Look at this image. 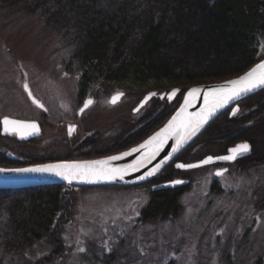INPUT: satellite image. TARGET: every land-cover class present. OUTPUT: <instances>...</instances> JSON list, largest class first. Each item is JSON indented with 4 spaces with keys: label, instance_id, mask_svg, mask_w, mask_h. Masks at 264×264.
I'll return each mask as SVG.
<instances>
[{
    "label": "rangeland",
    "instance_id": "374dc122",
    "mask_svg": "<svg viewBox=\"0 0 264 264\" xmlns=\"http://www.w3.org/2000/svg\"><path fill=\"white\" fill-rule=\"evenodd\" d=\"M259 52L264 54V38ZM70 53L61 37L24 4L0 1V119L7 115L35 117L40 118L45 127V135L37 140L36 146L29 151L22 150L27 155L45 157L52 154L50 151L58 152L57 148L67 137L66 124L73 128L79 121L80 134L94 127L101 134L106 132L105 147L127 146L124 149L127 150L154 134L174 113H168L162 123L156 120L143 126L142 120L149 114L153 112L155 117L161 113L166 105L163 99L152 98L134 112L144 93L134 88L125 90L115 85H101L90 90L95 100L93 106L77 118L80 77L75 65H68ZM24 83L42 97L48 109L47 117L31 107ZM174 88L179 91L170 103L173 105L182 94L180 86ZM121 91L122 98L110 104L111 96ZM173 107L171 105V109ZM259 110L256 108L252 116ZM247 113L245 105L239 106L235 117L242 118ZM255 116L228 139L234 143L238 140L237 133L264 118ZM207 128L158 175L176 162L194 163L208 155L223 153L226 146L222 141L216 142L218 138H214L213 143L197 141ZM143 134L148 135L141 140ZM243 141L249 142L251 149L264 150V129L251 132L250 138ZM8 148L10 141L0 136L2 168L14 165L4 157ZM242 164V161L230 165L215 163L174 172L170 182L179 180L188 185L179 197L177 213L147 221L143 220L142 212L152 190L148 182L132 186L74 187L72 190L66 187L73 198L69 200L70 219L61 232L62 247L54 253L51 245L42 242L36 248L39 257L29 255L21 262L12 259L11 264H34L38 258L50 255L48 264H264V163L248 167ZM224 167L226 173L214 175L215 170ZM214 183L217 189H212ZM5 264H9L7 259Z\"/></svg>",
    "mask_w": 264,
    "mask_h": 264
},
{
    "label": "trees",
    "instance_id": "16d2710c",
    "mask_svg": "<svg viewBox=\"0 0 264 264\" xmlns=\"http://www.w3.org/2000/svg\"><path fill=\"white\" fill-rule=\"evenodd\" d=\"M14 1L37 14L70 48L68 65H75L80 77L78 96L101 85L134 88L144 94L151 88L159 93L180 86L182 94L176 104L164 101L161 113L149 114L142 120L143 126L156 120L162 123L190 86L238 76L264 58L259 52L264 38V0ZM243 105L249 113L237 118L225 111L197 141L206 144L218 138L216 142L229 146L264 129L263 118L237 133L234 143L228 139L255 115L264 117V90L238 104ZM240 161L244 167L264 163V150L253 148ZM177 171L169 165L147 183L152 190L142 212L144 221L177 213L179 197L188 185L153 189L170 182ZM66 187L0 189V264L5 259L11 264L12 259L21 262L29 255L39 257L36 248L42 242L51 245L54 253L62 247L61 232L70 219L69 200L73 198ZM212 189H217L216 183ZM51 258L42 256L34 264H48Z\"/></svg>",
    "mask_w": 264,
    "mask_h": 264
},
{
    "label": "snow or ice",
    "instance_id": "6c2138e0",
    "mask_svg": "<svg viewBox=\"0 0 264 264\" xmlns=\"http://www.w3.org/2000/svg\"><path fill=\"white\" fill-rule=\"evenodd\" d=\"M260 86H264V60L256 64L238 79L227 81L225 84L210 88L206 92H203L204 107L201 108L199 112L188 113L187 109L192 104V101L201 95L202 89H189L184 96V103L180 106L176 114L168 121V123L138 147L132 148L128 152L121 153L120 155L110 156L106 160L90 162H66L11 170L0 169V172L12 171L15 173H52L64 180H67L69 183L76 179L114 180L117 177L122 179L129 169L136 170L143 166L146 160L150 162L152 159H155L169 139L175 140V144L172 147V153H175L187 140L196 135L200 128L211 118L217 109L223 108L230 101L237 99L242 94ZM24 88L26 91L28 90L27 84L24 85ZM177 91V89H173V91L168 94L169 99L175 96ZM120 95H122V93H118L116 96H114L111 102L115 103ZM152 95L156 94H149V96ZM29 96H31V93H29ZM145 99H148V97ZM33 103H36L38 107H42V105H40L35 100H33ZM91 103V100H86L85 107ZM235 111L236 110L234 109L233 114ZM0 123L3 124L5 132H15L21 136L31 135L39 131V128L35 123L10 120L7 117L3 118ZM73 130L74 129L70 127L68 129L69 134H71ZM138 151H143V157L133 164L128 165L123 169L109 167L110 161L119 160L123 156H128L133 152ZM248 151L249 145L247 143H241L233 148L228 149L229 155L217 156L215 158L208 156L204 160L200 161V164H209L213 162L214 159L233 160L237 155H241ZM172 153H169V157H171ZM167 159L168 157L165 158V160ZM164 162L165 161H161L159 164H157L155 168L147 173V175L151 176L155 174L162 167ZM197 166L199 165L180 163L176 164L177 168H193ZM221 174L222 170L217 171L216 173V175ZM140 179H144V177H140ZM171 183L179 184L181 181L176 180L172 181ZM80 250L83 251L84 249Z\"/></svg>",
    "mask_w": 264,
    "mask_h": 264
},
{
    "label": "water",
    "instance_id": "95a60500",
    "mask_svg": "<svg viewBox=\"0 0 264 264\" xmlns=\"http://www.w3.org/2000/svg\"><path fill=\"white\" fill-rule=\"evenodd\" d=\"M262 60H264V58L261 59L260 61H258L256 64L260 63ZM255 65H253L252 67H254ZM251 68H249L244 73H242L238 76L228 78V79L223 80V81L190 86L184 92L183 98H182L178 108L174 111V113L170 116V118L164 123V125L162 127H160L157 131H159L161 128H163L168 123V121L176 114L177 110L184 103V96L186 95V93L189 89H192V88H201L202 89L201 95L198 98L194 99L192 101V104L187 109L188 113H196V112H199L201 110V108L204 107L203 92H206L210 88H214V87H217L219 85L225 84V82H227V81L238 79L240 76H243L246 72H248ZM173 89H177L179 91L178 88H173ZM173 89L170 90L169 92H161V93H158L156 90H152V91L147 92L143 96V98L140 100V102L137 104V106L133 109V111L136 112L139 109H141L152 98H160V99L165 98V99H167V102L169 104L172 103L173 100L175 99L177 93H178V91H177L176 95L173 96L171 99H169L168 94L171 93L173 91ZM262 90H264V86L257 87L255 89L249 91V92L242 94L237 99L230 101L223 108L217 109L216 112L211 116V118L200 128V130L196 133V135L192 136L191 139L187 140L175 153H172V147L175 144V140L169 139L167 141V143L164 145L163 149L155 157V159H152L150 162L146 160L145 163L143 164V166L139 167L136 170L129 169L128 172L123 176L122 179L119 177H117L114 180H103V179L80 180V179H76V180H72L71 183H69L67 180H64L61 177L56 176L52 173H15L12 171H5V172H0V189H22V188H31V187H36V186H45V185H54V184L66 185L67 187L74 188V187H95V186H132V185H139V184L147 183V182L151 181L152 179H154L165 166H167L172 160H174L179 154H181L183 152V150L186 149L205 130V128H207V126H209L222 113H224L225 111L230 109V116H233L239 109V106H238L239 102L243 101L244 99H246V98L262 91ZM27 92L30 93L29 90ZM118 93H122V95L119 96V98L116 100L115 103H117L122 98L124 93L123 92H117L111 96V98L109 100L110 104H115V103H112L111 101H112V98L114 96H116ZM150 93H155L156 95L149 96ZM146 97H148V99H145ZM87 100H91L93 102V100L91 98H89ZM91 104H89V105H91ZM84 107H85V103H84ZM234 109L236 111L233 114ZM2 120H3V118H2ZM10 120H15V119H10ZM17 121H19V120H17ZM23 122H25V121H23ZM3 133H5V132H2V134ZM154 134H152V135H154ZM148 138H146L145 140H147ZM145 140H143L142 142L138 143L137 145H135V146H133L127 150H124L122 152L112 154L109 156H105V157H100V158L85 160V161H56V162L37 164V165H32V166H27V167H22V168H32V167H36L39 165L59 164V163H66V162H90V161L106 160L110 156L120 155L121 153L130 151L132 148L138 147ZM241 143H247L249 145V151L246 153H243L241 155H237L236 158L233 160H216V159H214L213 162H211L209 164H200V161L204 160L208 156H212V155H208V156L204 157L203 159H201L197 162L187 163V164L199 165L197 167H193V168H177L176 167V164H178V163L186 164L183 162H176L174 164V167L176 169H179V170H189V169L199 168L202 166L211 165V164H215V163L234 162L240 158H244V157L249 156L252 152V149H251L249 142L243 141V142L237 143L236 145L241 144ZM236 145L231 146L230 148H233ZM169 153H172L171 157H169ZM6 155L9 158H13V159L16 158L10 152H7ZM226 155H229L228 151L225 154L216 155V156H212V157L215 158L217 156H226ZM142 157H143V151L133 152L131 155L123 156L119 160L110 161L109 167L123 169L126 166L131 165L134 162H136L137 160L141 159ZM166 157H168L167 160H165ZM161 161H165L164 164L162 165V167L155 174H153L151 176L147 175V173L150 170H152L153 168H155V166L157 164H159ZM0 169L11 170V169H19V168H2V167H0ZM221 170H222V174L225 172V169H217L214 171V175L220 176V175H216V173H217V171H221ZM140 177H144V179H140ZM183 184H185V182H181L179 184H173L171 182H166L164 184H160V185L153 187V189H165V188L181 186Z\"/></svg>",
    "mask_w": 264,
    "mask_h": 264
},
{
    "label": "flooded vegetation",
    "instance_id": "af4514ba",
    "mask_svg": "<svg viewBox=\"0 0 264 264\" xmlns=\"http://www.w3.org/2000/svg\"><path fill=\"white\" fill-rule=\"evenodd\" d=\"M25 84L27 83L23 84V89L27 95L29 104L31 105V107L36 108V110H38L42 114V116L47 117L48 109L42 97H39L36 94H34L27 84L28 90L31 93V96H29V93L27 92L28 90L26 91L24 88ZM90 92L91 91H87L81 96H78L77 94V108H78L77 115H76L77 118H81L83 114L86 113L89 110V108L93 106V103L95 100L92 97V95L89 94ZM89 98L93 100V103L91 105H88L87 107H84L85 101ZM33 100L37 101L40 105H42V107H38L36 103H33ZM163 101H165V99H163ZM4 117H8L10 119H15L19 121H25L26 123H35L39 128V131L37 133L26 135V136H21L15 132H5L3 128V124L0 123V136L3 137V139H7L10 141V148H8L9 150L6 151V154L7 152H10L12 155L16 157L13 159V158H9L6 154H4V157L6 156L7 158H9L8 160H10V162L14 163V165L10 168H22V167H27V166L37 165V164H44V163H49V162H56V161L91 160V159H96L100 157H105V156L111 155L113 153L122 151L127 148V146L126 147L123 146L121 148H119L120 146H112V147H115V148H112L109 145L105 147L103 144H107V141H104V140L107 139L108 137L106 132L104 131L101 134L100 133L101 131L95 130L94 127H90V130H88V132H84L80 134L82 127L80 125L81 121H79V123H76L74 125L75 126L73 127L74 130L72 131L70 136L68 135L69 133L68 129L71 126L68 128L66 124L65 129H67L66 130L67 137L64 138V143H62L61 147H58V144H57L58 152L57 151L56 152L58 154H56V152L50 151L52 154L50 156H45V157H40L37 155L34 156L30 154L27 155L26 152H23L22 150L23 149H25V151L32 150V148L36 146L37 140L44 137L45 135L44 122L40 118H35V117L18 118V117H12V116L7 115V116H3L2 118ZM2 118L0 119V121L2 120ZM2 132H5V133L2 134ZM93 137L95 138L93 139ZM237 143L226 146L225 151L221 154L227 153L228 149L231 146L236 145ZM93 154H97V155L93 156ZM240 160L241 158L234 162H223V163H218V164L230 165ZM223 169H225L224 173H226L227 169L225 167Z\"/></svg>",
    "mask_w": 264,
    "mask_h": 264
}]
</instances>
